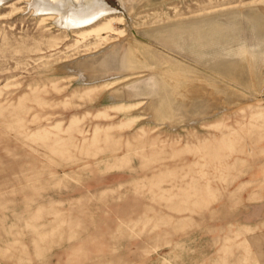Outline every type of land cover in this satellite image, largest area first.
<instances>
[{
  "label": "rangeland",
  "instance_id": "obj_1",
  "mask_svg": "<svg viewBox=\"0 0 264 264\" xmlns=\"http://www.w3.org/2000/svg\"><path fill=\"white\" fill-rule=\"evenodd\" d=\"M31 1L0 3V264H264V0Z\"/></svg>",
  "mask_w": 264,
  "mask_h": 264
},
{
  "label": "bare ground",
  "instance_id": "obj_2",
  "mask_svg": "<svg viewBox=\"0 0 264 264\" xmlns=\"http://www.w3.org/2000/svg\"><path fill=\"white\" fill-rule=\"evenodd\" d=\"M4 1L6 0H0V3ZM75 1H78V4ZM30 6L35 12H47L51 14V16L49 15L51 18H55L56 22L66 28L93 22L99 17L115 11V8L104 0H32ZM111 29L113 30V28ZM88 32H92V30Z\"/></svg>",
  "mask_w": 264,
  "mask_h": 264
}]
</instances>
